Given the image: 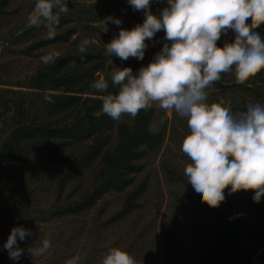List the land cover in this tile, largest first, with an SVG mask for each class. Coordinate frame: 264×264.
Returning a JSON list of instances; mask_svg holds the SVG:
<instances>
[{"label":"trees","instance_id":"16d2710c","mask_svg":"<svg viewBox=\"0 0 264 264\" xmlns=\"http://www.w3.org/2000/svg\"><path fill=\"white\" fill-rule=\"evenodd\" d=\"M34 5L35 0H0V264H66L77 254L81 264H102L112 247L129 252L137 264H161L156 224L164 196L156 189L153 200L147 201L150 184L144 173L147 160L162 147L166 118L151 127L155 105L130 116L129 123L123 115L113 120L104 114L103 94L90 85L104 76L108 91L116 93L110 73L124 66L107 56L105 47L77 50L84 38L100 36L108 43L121 28L130 30L123 22L104 33L95 25L106 13L115 17L109 9L124 8L132 17V7L128 0L68 1L70 10L61 15L55 39H45L43 26L26 27ZM229 31L232 41L234 32ZM255 31L264 37V25ZM56 45L66 47L53 62L19 66ZM161 48L146 49L143 60L129 58L127 67L137 73ZM209 89L240 94L230 101L233 112L245 111L249 102L264 105V70L244 84L221 76ZM46 94L52 103L44 99ZM159 163L170 185L167 222L160 230L175 252L172 264H180L186 206L195 191L177 161L162 158ZM228 192L225 189L226 199L216 211L222 227L209 237L216 247L212 243L209 250L197 251L201 264H248L264 246V206L255 203L249 191ZM113 195L119 196L118 203L108 204ZM250 222L256 227L244 226ZM17 226L31 229L33 235L18 239L25 251L15 261L4 244ZM44 237L51 242L49 252L31 257L27 248Z\"/></svg>","mask_w":264,"mask_h":264},{"label":"clouds","instance_id":"9594fccd","mask_svg":"<svg viewBox=\"0 0 264 264\" xmlns=\"http://www.w3.org/2000/svg\"><path fill=\"white\" fill-rule=\"evenodd\" d=\"M135 11H143L144 20L132 29L121 28L118 36L105 45L107 56L122 61L143 60L157 32L164 31L166 41L152 61L136 74L131 67H115L110 81L118 91L109 92V80L95 79L90 87L102 93V112L113 120L122 115L135 118L155 103L160 109L172 110L186 118L190 133L181 150L191 163L184 175L202 202L218 208L228 194L252 191L255 203L264 197V105L249 102L245 111L231 110L223 97L209 104L208 91L221 74H233L237 84H244L264 70V38L255 31L264 25V0H166L159 16L150 9L151 0H128ZM68 0H35L26 27L46 29L45 39H55L62 14L69 12ZM120 25L122 21L107 16L102 23ZM234 32V40L217 46L222 35ZM94 43L89 38L77 45L85 53ZM52 51L41 57L47 65L59 58ZM84 57L81 56V60ZM75 67V61L71 64ZM44 99L52 103V98ZM231 219V218H230ZM29 228L13 227L4 244L9 258L18 261L25 249L18 245L32 236ZM52 247L47 237L27 248L31 257H42ZM66 264H81L79 254ZM102 264H137L126 250L112 247Z\"/></svg>","mask_w":264,"mask_h":264},{"label":"rangeland","instance_id":"374dc122","mask_svg":"<svg viewBox=\"0 0 264 264\" xmlns=\"http://www.w3.org/2000/svg\"><path fill=\"white\" fill-rule=\"evenodd\" d=\"M15 3V2H14ZM18 3V2H17ZM16 3V4H17ZM102 4V2H101ZM125 5V4H124ZM123 5V7H124ZM124 8L120 10L116 9H109V12L112 14H115L116 18H119L124 25H127L132 29L135 27V22L133 18L128 14V12H125L123 10ZM107 16H112L108 15ZM110 25V26H108ZM114 27L113 23H108L106 26L103 23H97L95 26L101 30V32H107V30ZM72 26V25H70ZM122 25L120 24L119 28ZM264 38L263 36H261ZM94 43L87 49V51L92 50H98L100 48H104V44L106 40L103 37L97 36L96 40H92ZM66 46H52L48 48L42 56L47 55L48 53L52 51L61 52L65 49ZM157 52H152L153 55H155ZM41 56V57H42ZM40 58L25 60L24 62H18L19 66L23 64V67L26 66H32L35 64H38L42 62ZM112 59L117 61L118 63H122L124 67L128 66L127 61H122L120 58L116 56H112ZM136 74V73H135ZM221 76L227 80L235 81V77L233 74H221ZM251 79V78H250ZM208 103L211 104L212 102H218L221 97L225 99V101H232L233 99L238 100L240 98V94L233 93L229 89L225 90H214V89H208ZM156 106V114H154L151 127L153 129L157 128V126L161 123L162 119L166 118V133L165 137L162 143V147H160V150L157 152V154L150 158L149 161L147 160V163L145 165V175L149 179L150 188L148 190L147 201H152L153 196L156 193L157 190H161L163 193V203L160 210V214L158 215L157 219V234H158V246L160 251V263L161 264H172L173 258L175 256V252L171 251L169 247V244H167V241L165 240L163 234H161L160 228L162 226H166V217H167V204H168V192L170 189V185L166 182L165 177L162 174V171L159 167L160 159H168L169 161H177V165H179L183 170L185 166L189 163H191V160L189 157H187L186 154H184L181 150L182 141L185 138L187 134L190 133V130L187 125L186 118L179 117L174 111L172 110H163L160 109L155 103L153 104ZM123 120L126 122H130V115H123ZM114 138V134H113ZM249 195L252 198L254 195V192L249 191ZM118 195H113L108 197V204L115 205L118 203ZM193 200L187 204L186 206V214L184 217L183 222V230L185 233H181V246L179 251V258H180V264H201L199 261L201 259V256L199 255L200 252H203L205 249H208V244L213 243L214 245V238L210 239V235L218 229L222 227V221L218 217L216 211L219 210L218 208H210L208 205L204 202H202L201 194L194 193ZM261 206H264V197L261 198V201L259 202ZM249 225V226H248ZM244 226L248 227V229H251L255 226L253 223L245 224ZM256 227V226H255ZM259 225V235L263 237V231L260 229ZM209 235V236H208ZM203 238L202 241H200ZM209 250V249H208Z\"/></svg>","mask_w":264,"mask_h":264},{"label":"built area","instance_id":"2783aa9c","mask_svg":"<svg viewBox=\"0 0 264 264\" xmlns=\"http://www.w3.org/2000/svg\"><path fill=\"white\" fill-rule=\"evenodd\" d=\"M167 6L166 0H151L150 3V9L152 11L153 14L159 16L160 11ZM131 15L132 18L135 22V24H142L143 20H144V13L143 11H135L133 10V8L131 9ZM231 33L232 32H228V34L222 35L221 39L219 41H217L218 44L223 45L225 42H230L231 41ZM164 31L161 30L160 32H157L154 36V38L152 40H146V43L148 44L147 50L149 49H154V48H159L162 47L163 44L166 42L164 40Z\"/></svg>","mask_w":264,"mask_h":264},{"label":"crops","instance_id":"0c3cea01","mask_svg":"<svg viewBox=\"0 0 264 264\" xmlns=\"http://www.w3.org/2000/svg\"><path fill=\"white\" fill-rule=\"evenodd\" d=\"M68 1H77L81 3H101L104 0H68ZM248 264H264V246L259 248L257 252L251 257Z\"/></svg>","mask_w":264,"mask_h":264}]
</instances>
